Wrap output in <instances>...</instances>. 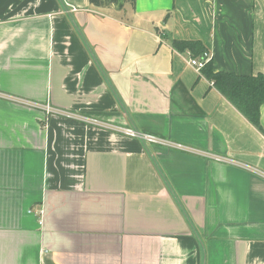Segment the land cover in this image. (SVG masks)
<instances>
[{"label": "crops", "instance_id": "crops-1", "mask_svg": "<svg viewBox=\"0 0 264 264\" xmlns=\"http://www.w3.org/2000/svg\"><path fill=\"white\" fill-rule=\"evenodd\" d=\"M172 39L264 72V0H0V264H264V103Z\"/></svg>", "mask_w": 264, "mask_h": 264}, {"label": "trees", "instance_id": "trees-1", "mask_svg": "<svg viewBox=\"0 0 264 264\" xmlns=\"http://www.w3.org/2000/svg\"><path fill=\"white\" fill-rule=\"evenodd\" d=\"M133 2V0H131ZM170 45L179 52L188 51L190 56L204 59L206 47L197 39H172ZM200 74L214 86L246 120L257 130L260 125L259 108L264 103V72L237 74L215 70L211 58L205 62Z\"/></svg>", "mask_w": 264, "mask_h": 264}, {"label": "built area", "instance_id": "built-area-1", "mask_svg": "<svg viewBox=\"0 0 264 264\" xmlns=\"http://www.w3.org/2000/svg\"><path fill=\"white\" fill-rule=\"evenodd\" d=\"M203 57H204V59H198V58H194V57L190 56L188 59V62L192 67H194L198 72H200V70L205 65V62L210 59V54L208 52H204ZM41 107L44 109L45 119H47L50 115H59V116H64L66 118L73 119V120L81 121V122H84L86 124H92V125L102 126V127H107V128L109 127V126H106L105 123H102V122H99L97 120H93L90 118H86V117L81 116V115H79L75 112H72L70 110L54 107L48 102L44 103V105ZM118 131L123 132L125 135H128V136L137 137V138L144 140V141L157 142L160 144H164L170 148L188 150V151L198 153V154L200 152L198 150L188 148L182 144L174 143V142H171L169 140L154 136L152 134L139 132L136 129L131 128V127H124V128L121 127ZM216 159L220 160L222 158H216ZM261 174L264 176V172H261ZM36 214L39 215V217L37 216V219H38V224L40 225L42 223V219H41L42 210L38 211Z\"/></svg>", "mask_w": 264, "mask_h": 264}]
</instances>
